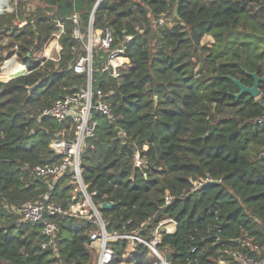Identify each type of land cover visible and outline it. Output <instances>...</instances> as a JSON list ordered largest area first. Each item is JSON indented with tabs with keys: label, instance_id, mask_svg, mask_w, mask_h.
<instances>
[{
	"label": "trees",
	"instance_id": "obj_1",
	"mask_svg": "<svg viewBox=\"0 0 264 264\" xmlns=\"http://www.w3.org/2000/svg\"><path fill=\"white\" fill-rule=\"evenodd\" d=\"M98 1L26 0L18 13L0 16V30L28 22L11 32L0 62L16 53L30 70L0 80V264H96L90 247L96 227L86 219L53 217L56 246L43 250V226L21 223L14 210L51 192L32 169L60 160L50 144L64 125L43 113L86 84L74 72L86 45L74 39L70 18L77 14L87 34ZM176 6L177 0H104L97 9L94 30L110 28L114 47L127 44L130 63L113 79L101 73L106 55L94 53V85L113 93L116 121L98 117L95 148L82 157L84 181L98 193L96 203L116 204L101 209L109 233L150 239L159 222L174 219L176 233L165 234L158 247L170 264L228 262L225 250L241 248L236 241L245 234L264 253V124L257 121L264 82L258 98L236 99L240 89L232 81L252 87L251 74L264 78V0H183L178 16ZM52 19L66 25L59 60H37L32 50L42 52L55 29ZM126 37L133 39L126 43ZM206 37L214 43L204 44ZM137 152L146 156L143 168L135 167ZM206 179L218 184L192 191ZM73 194L64 179L52 200L69 208L77 201ZM127 245L111 244L115 264ZM133 262L158 259L139 244Z\"/></svg>",
	"mask_w": 264,
	"mask_h": 264
},
{
	"label": "built area",
	"instance_id": "obj_2",
	"mask_svg": "<svg viewBox=\"0 0 264 264\" xmlns=\"http://www.w3.org/2000/svg\"><path fill=\"white\" fill-rule=\"evenodd\" d=\"M25 1L0 0V16L18 13L20 6ZM103 1L99 0L93 9L87 34L82 33L77 14L70 18L75 25L74 39L83 44L85 42L86 45L87 55L81 57L74 67L76 74L86 76V84L75 92L66 94L55 101L43 113V117L64 125L56 133L50 144L51 151L60 160L55 164L38 165L32 169V173L37 179L48 183L51 192L47 193L41 202L27 203L21 208L15 209L14 214L18 216L21 223L41 224L43 226V233L46 237V240L41 244L43 250L56 246L55 239L59 232V225L52 218L57 216L73 217L86 219L96 227L91 235L90 244L96 253V264H115L116 254L111 244L122 240H127L128 245L125 254L122 255L123 261L118 264H134L133 258L139 244L148 247L151 253L156 256L158 259L156 264H167L166 255L160 253L158 247L162 244L165 234L176 233L177 222L170 218L162 220L152 232L150 239L139 237L138 232L109 233L101 213L102 204L96 203L94 200L98 193L90 192V186L85 183L83 178L82 157L87 150L95 148L92 141L97 138L98 117L105 118L112 123L116 121V115L108 99L113 93L108 94L94 85V53L99 51L106 55V62L101 73L108 74L113 79L121 78L123 71L128 68L130 63L126 58L127 44L114 47L115 41L110 28L97 30L93 28L95 13ZM51 21L55 24V29L45 43L41 54L47 55L43 59L45 61H58L63 49L61 39L66 34V25L62 19H52ZM159 24L164 25L165 20L161 19ZM27 25L28 22L24 21L16 28L22 29ZM16 28L0 30V50L10 44V34ZM132 39L133 37H126V43ZM17 48L16 46L15 49L17 50ZM32 51L34 55L37 54L35 50ZM52 54H55L56 57H50ZM19 63L23 65V71H19ZM28 74H30L29 68L16 53L0 62V80L2 82H9L14 78ZM257 121L264 124V114ZM145 159L144 154L137 152L134 160L135 167L143 168L146 165ZM64 179L68 180L70 186L75 187L74 201L77 197V201L73 202L69 208H65L62 204L52 200V191L56 184ZM212 182L211 179L196 181L193 183L192 191H197L205 184ZM171 202L172 198L167 197L166 204L170 205ZM237 241L241 244V248H227L225 254L230 258V261H222L220 264H264L263 250L254 237L245 234Z\"/></svg>",
	"mask_w": 264,
	"mask_h": 264
},
{
	"label": "water",
	"instance_id": "obj_3",
	"mask_svg": "<svg viewBox=\"0 0 264 264\" xmlns=\"http://www.w3.org/2000/svg\"><path fill=\"white\" fill-rule=\"evenodd\" d=\"M183 3V0H177V6H176V11H175V15L178 16L179 15V8L180 5ZM28 57H30V55H28ZM251 76L254 78L255 83L252 87L250 86H246L244 85L241 81L236 80V79H232V81L239 87L240 89V93L235 95L234 97L236 99H240L241 97H243L244 95H250L253 98H258L261 94L260 92V85L261 83L264 82V78H260L257 74H251ZM34 88H32L31 90H33ZM264 158V157H262ZM211 184H218V181H213ZM116 204L115 203H104L102 205V209H110L112 207H114ZM238 243V241H236ZM166 263L170 264L171 263V257L167 256L166 257Z\"/></svg>",
	"mask_w": 264,
	"mask_h": 264
},
{
	"label": "rangeland",
	"instance_id": "obj_4",
	"mask_svg": "<svg viewBox=\"0 0 264 264\" xmlns=\"http://www.w3.org/2000/svg\"><path fill=\"white\" fill-rule=\"evenodd\" d=\"M204 44H210V45H212V39H211V37H206L205 39H204ZM35 57L37 58V60H43V59H45L46 57H47V55L45 54V53H43V54H36L35 55ZM50 57H56V55L55 54H52V55H50ZM23 71V70H22ZM72 188H73V192H74V186H72ZM20 223V222H19Z\"/></svg>",
	"mask_w": 264,
	"mask_h": 264
},
{
	"label": "crops",
	"instance_id": "obj_5",
	"mask_svg": "<svg viewBox=\"0 0 264 264\" xmlns=\"http://www.w3.org/2000/svg\"><path fill=\"white\" fill-rule=\"evenodd\" d=\"M212 39V38H211ZM214 43V40L212 39V44ZM21 64V63H20ZM22 65V64H21ZM23 66V65H22ZM23 69H24V67H23Z\"/></svg>",
	"mask_w": 264,
	"mask_h": 264
}]
</instances>
